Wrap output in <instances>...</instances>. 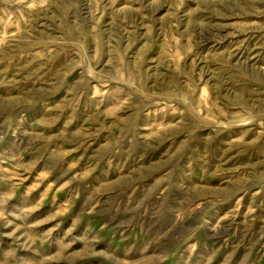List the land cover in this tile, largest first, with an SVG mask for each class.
Returning a JSON list of instances; mask_svg holds the SVG:
<instances>
[{
    "label": "rangeland",
    "instance_id": "1",
    "mask_svg": "<svg viewBox=\"0 0 264 264\" xmlns=\"http://www.w3.org/2000/svg\"><path fill=\"white\" fill-rule=\"evenodd\" d=\"M0 264H264V0H0Z\"/></svg>",
    "mask_w": 264,
    "mask_h": 264
}]
</instances>
